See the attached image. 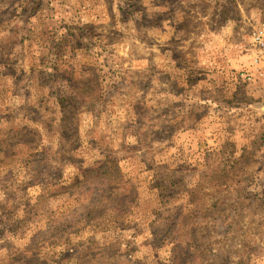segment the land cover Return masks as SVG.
I'll return each mask as SVG.
<instances>
[{
	"label": "rangeland",
	"instance_id": "374dc122",
	"mask_svg": "<svg viewBox=\"0 0 264 264\" xmlns=\"http://www.w3.org/2000/svg\"><path fill=\"white\" fill-rule=\"evenodd\" d=\"M260 29L264 0H0V264H264Z\"/></svg>",
	"mask_w": 264,
	"mask_h": 264
},
{
	"label": "built area",
	"instance_id": "2783aa9c",
	"mask_svg": "<svg viewBox=\"0 0 264 264\" xmlns=\"http://www.w3.org/2000/svg\"><path fill=\"white\" fill-rule=\"evenodd\" d=\"M251 44L255 52L252 60L253 72L264 76V29L253 32ZM251 75L246 73L241 76L250 81L252 79Z\"/></svg>",
	"mask_w": 264,
	"mask_h": 264
}]
</instances>
